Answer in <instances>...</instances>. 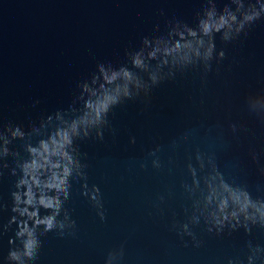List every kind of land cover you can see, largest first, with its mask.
Returning a JSON list of instances; mask_svg holds the SVG:
<instances>
[{"label": "water", "instance_id": "95a60500", "mask_svg": "<svg viewBox=\"0 0 264 264\" xmlns=\"http://www.w3.org/2000/svg\"><path fill=\"white\" fill-rule=\"evenodd\" d=\"M0 264H264V0H0Z\"/></svg>", "mask_w": 264, "mask_h": 264}]
</instances>
